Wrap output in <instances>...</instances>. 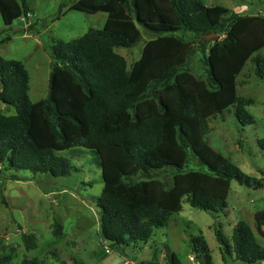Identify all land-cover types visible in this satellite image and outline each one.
Returning a JSON list of instances; mask_svg holds the SVG:
<instances>
[{
  "label": "trees",
  "instance_id": "1",
  "mask_svg": "<svg viewBox=\"0 0 264 264\" xmlns=\"http://www.w3.org/2000/svg\"><path fill=\"white\" fill-rule=\"evenodd\" d=\"M70 9L108 18L103 29L50 48L46 99L32 102L24 63L0 56V101L16 110L13 116L0 113V172L65 178L78 169L61 152L96 153L104 181L97 200L99 227L116 250L147 244L182 211L185 198L192 208L216 217L226 213L232 181L264 188V178L245 174L206 141L211 118L231 106L240 124L254 123L246 109L254 101L238 95L237 79L250 61L264 80V56L259 55L264 16L232 14L201 0H77ZM0 14L11 26L31 9L26 0H0ZM144 34L153 38L130 69L116 50L136 47ZM213 34L215 39H206ZM197 50L206 78L190 65ZM259 145L264 149V139ZM163 172L171 178L155 175ZM255 222L264 237V212L255 214ZM24 238L28 249L37 247L34 234ZM216 238L224 263L231 257L243 264L264 263V248L246 221L234 226L231 240L221 229ZM191 243L195 260L214 264L203 234ZM172 261L179 264L175 254ZM0 264H8L1 254ZM22 264L46 263L25 259Z\"/></svg>",
  "mask_w": 264,
  "mask_h": 264
},
{
  "label": "rangeland",
  "instance_id": "2",
  "mask_svg": "<svg viewBox=\"0 0 264 264\" xmlns=\"http://www.w3.org/2000/svg\"><path fill=\"white\" fill-rule=\"evenodd\" d=\"M26 1L31 9L27 18L7 26L0 14V41L10 38L0 46V56L24 63L30 74V99L36 103L48 96L52 71L50 48L58 41L78 39L90 29H103L108 15H90L70 9L77 0ZM201 1L208 7H224L232 14L264 16V0ZM60 13L62 16L58 18ZM152 38L144 34L143 41L136 47L119 48L116 52L127 60L131 69L141 57L145 42ZM259 55L264 56V49ZM190 65L196 75L206 78L200 50ZM237 82L238 95L254 101L246 108L254 123L240 124L235 106H231L211 118V132L206 141L245 174L264 178V149L259 145L264 139V80L256 75L249 61ZM0 113L13 116L16 110L0 101ZM60 155L69 159L78 171L65 178H48L21 170L0 172V254L8 259V264H22L25 259L43 260L46 264H124L125 259L138 264L142 261L174 264L173 254L179 264H196L191 240L202 234L214 264H243L234 263V257L224 263L216 238V231L221 229L225 238L231 240L234 226L241 220L252 227L264 248V237L257 232L255 222V214L264 212V188L250 189L232 181L225 214L215 217L194 209L185 198L182 211L170 218L168 226L157 230L147 245L116 250L102 238L99 227L97 200L104 186L99 156L84 148L63 151ZM13 175L18 180H12ZM155 175L171 178L166 172ZM26 234L36 236L34 250L27 248ZM106 249L110 252L106 253Z\"/></svg>",
  "mask_w": 264,
  "mask_h": 264
},
{
  "label": "built area",
  "instance_id": "3",
  "mask_svg": "<svg viewBox=\"0 0 264 264\" xmlns=\"http://www.w3.org/2000/svg\"><path fill=\"white\" fill-rule=\"evenodd\" d=\"M109 252H110V249H106V253H109ZM195 262H196V264H200V262H198L197 260H195ZM124 264H138V263L136 261H133V260H126L124 262Z\"/></svg>",
  "mask_w": 264,
  "mask_h": 264
},
{
  "label": "crops",
  "instance_id": "4",
  "mask_svg": "<svg viewBox=\"0 0 264 264\" xmlns=\"http://www.w3.org/2000/svg\"><path fill=\"white\" fill-rule=\"evenodd\" d=\"M147 244H148V243H147ZM147 244H146V245H147ZM125 261H126V259L124 260V262H125ZM233 262H234V263H236V261H235V260H233ZM160 263H161V262H160ZM162 264H163V263H162Z\"/></svg>",
  "mask_w": 264,
  "mask_h": 264
},
{
  "label": "water",
  "instance_id": "5",
  "mask_svg": "<svg viewBox=\"0 0 264 264\" xmlns=\"http://www.w3.org/2000/svg\"><path fill=\"white\" fill-rule=\"evenodd\" d=\"M211 36H216V34L210 35V36H208V37H211Z\"/></svg>",
  "mask_w": 264,
  "mask_h": 264
}]
</instances>
